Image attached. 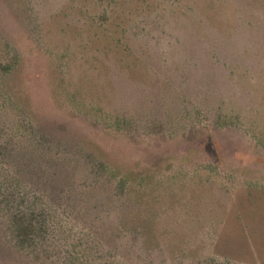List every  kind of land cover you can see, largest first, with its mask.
Segmentation results:
<instances>
[{
	"label": "rangeland",
	"instance_id": "1",
	"mask_svg": "<svg viewBox=\"0 0 264 264\" xmlns=\"http://www.w3.org/2000/svg\"><path fill=\"white\" fill-rule=\"evenodd\" d=\"M0 264H264V0H0Z\"/></svg>",
	"mask_w": 264,
	"mask_h": 264
},
{
	"label": "trees",
	"instance_id": "2",
	"mask_svg": "<svg viewBox=\"0 0 264 264\" xmlns=\"http://www.w3.org/2000/svg\"><path fill=\"white\" fill-rule=\"evenodd\" d=\"M14 67V65L13 66H9V68H13ZM10 69H8V71H9ZM5 71V70H4ZM6 71H7V69H6ZM119 189L121 190V191H124L125 190V188H126V182L124 181V180H121V181H119Z\"/></svg>",
	"mask_w": 264,
	"mask_h": 264
}]
</instances>
